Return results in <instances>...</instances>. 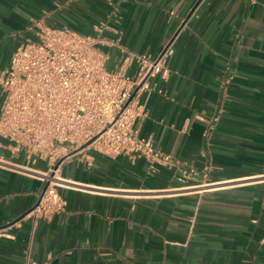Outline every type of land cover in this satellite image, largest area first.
I'll use <instances>...</instances> for the list:
<instances>
[{"label":"crops","instance_id":"0c3cea01","mask_svg":"<svg viewBox=\"0 0 264 264\" xmlns=\"http://www.w3.org/2000/svg\"><path fill=\"white\" fill-rule=\"evenodd\" d=\"M112 1L108 39L150 55L174 41L170 76L141 99V135L200 175L183 181L144 157L77 153L58 173L66 210L35 220L43 183L19 168L48 165L5 149L0 264H25L28 252L38 264H264V0ZM110 10L107 0H0V69L33 19L91 33ZM100 49L114 69L118 48Z\"/></svg>","mask_w":264,"mask_h":264},{"label":"built area","instance_id":"2783aa9c","mask_svg":"<svg viewBox=\"0 0 264 264\" xmlns=\"http://www.w3.org/2000/svg\"><path fill=\"white\" fill-rule=\"evenodd\" d=\"M107 1L108 18L94 24L91 33L33 19L28 28L32 36L0 69V160L4 159L1 151L8 149L14 157L48 165L46 171L19 168L43 183L28 213L35 220H50L66 210L68 202L60 188L67 181L58 173L63 162L77 153L89 160L93 153L132 160L144 157L152 165L179 170L183 181L200 175L194 167L181 168L177 157L158 148L152 137L141 135L147 117L141 99L155 77L170 76L167 63L175 52L174 41L150 55L108 39L109 20L119 15V7ZM101 45L118 48L120 60L114 69L109 67L111 55ZM132 63L136 69L129 73ZM210 170L211 165H206L204 179ZM25 264L38 263L28 252Z\"/></svg>","mask_w":264,"mask_h":264},{"label":"rangeland","instance_id":"374dc122","mask_svg":"<svg viewBox=\"0 0 264 264\" xmlns=\"http://www.w3.org/2000/svg\"><path fill=\"white\" fill-rule=\"evenodd\" d=\"M109 66H110V63H109Z\"/></svg>","mask_w":264,"mask_h":264}]
</instances>
